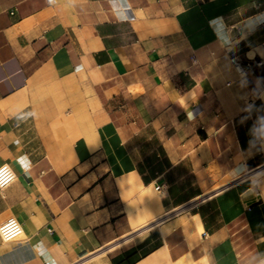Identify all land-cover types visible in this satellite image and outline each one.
Wrapping results in <instances>:
<instances>
[{"label": "crops", "instance_id": "obj_1", "mask_svg": "<svg viewBox=\"0 0 264 264\" xmlns=\"http://www.w3.org/2000/svg\"><path fill=\"white\" fill-rule=\"evenodd\" d=\"M261 120L264 0H0V264H264Z\"/></svg>", "mask_w": 264, "mask_h": 264}, {"label": "clouds", "instance_id": "obj_2", "mask_svg": "<svg viewBox=\"0 0 264 264\" xmlns=\"http://www.w3.org/2000/svg\"><path fill=\"white\" fill-rule=\"evenodd\" d=\"M254 132L255 135L259 137H264V120H261L259 122V126L254 129ZM18 163L25 171H27L30 167V160L27 157V155L19 158ZM14 179H15V174L7 166L0 167V187L9 184Z\"/></svg>", "mask_w": 264, "mask_h": 264}, {"label": "built area", "instance_id": "obj_3", "mask_svg": "<svg viewBox=\"0 0 264 264\" xmlns=\"http://www.w3.org/2000/svg\"><path fill=\"white\" fill-rule=\"evenodd\" d=\"M231 62L232 64L234 65L235 69L237 70V73L241 76V77H245L249 74V72L251 71V69L253 68V63L251 60L249 59H243L241 57H238V56H234L231 58ZM4 166H7L13 173L14 171L12 170V168L7 165V164H3L1 165L0 167H4ZM15 174V173H14ZM16 180V174H15V179L10 182L9 184L5 185V186H2L0 188H4V187H7L8 185H10L11 183H13L14 181ZM161 186L158 185L156 187V189L159 191L161 190Z\"/></svg>", "mask_w": 264, "mask_h": 264}, {"label": "trees", "instance_id": "obj_4", "mask_svg": "<svg viewBox=\"0 0 264 264\" xmlns=\"http://www.w3.org/2000/svg\"><path fill=\"white\" fill-rule=\"evenodd\" d=\"M136 254L135 250H129L124 252L122 255H119L117 258L113 259L114 264H132L134 257Z\"/></svg>", "mask_w": 264, "mask_h": 264}, {"label": "rangeland", "instance_id": "obj_5", "mask_svg": "<svg viewBox=\"0 0 264 264\" xmlns=\"http://www.w3.org/2000/svg\"><path fill=\"white\" fill-rule=\"evenodd\" d=\"M157 222H159V221H157Z\"/></svg>", "mask_w": 264, "mask_h": 264}, {"label": "bare ground", "instance_id": "obj_6", "mask_svg": "<svg viewBox=\"0 0 264 264\" xmlns=\"http://www.w3.org/2000/svg\"><path fill=\"white\" fill-rule=\"evenodd\" d=\"M246 27V26H245Z\"/></svg>", "mask_w": 264, "mask_h": 264}]
</instances>
